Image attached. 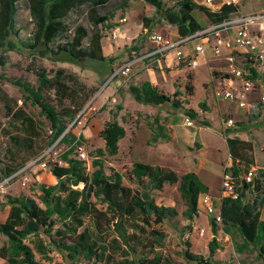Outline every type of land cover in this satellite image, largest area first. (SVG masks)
Here are the masks:
<instances>
[{"label": "trees", "instance_id": "1", "mask_svg": "<svg viewBox=\"0 0 264 264\" xmlns=\"http://www.w3.org/2000/svg\"><path fill=\"white\" fill-rule=\"evenodd\" d=\"M22 1L28 4L34 26L32 34L26 40H19L16 22L18 3ZM113 1L0 0V50L21 47L31 55L33 63L44 60L83 69H87V64L109 63L111 67L114 60L104 55V31L112 28L114 15L127 8L130 0H121L110 8ZM144 1L156 13L152 19L144 20L147 29L154 24L166 22L182 38L193 36L204 29L194 17L196 11L203 13L212 24H219L238 12L237 7L229 6L213 12L211 7L197 3L196 0H178L170 8L167 7L166 0ZM77 14H85L87 25L75 19ZM157 18L159 19L155 21ZM12 36L17 37L19 44L10 40ZM247 69L252 77L257 75L254 67L248 66ZM35 72L39 87L31 86L22 79L14 81L25 93V102L38 107L40 117H44L49 124L50 146L60 139V144L66 143L71 137L67 131L68 122L75 120L77 113L84 107V102L91 96L85 93L84 85L68 77L63 69L48 71L40 67ZM45 91L55 92L60 109L48 102ZM129 91L139 104L153 107L170 104L176 110L184 109L183 103L177 99L179 93L169 96L160 92L151 82H144L140 86L131 85ZM188 91L193 96L194 89L189 86ZM67 101L70 106L66 104ZM201 107L208 110L205 103ZM186 116L198 119V114L193 110L187 111ZM22 119L26 127V122L31 118L25 116ZM155 126L157 131L153 142L170 141L171 138L165 133L166 129L160 124L159 118L155 119ZM235 128H229L225 137L234 162V177L239 186L240 197L237 200L222 199L219 210L222 224L219 226L236 242L238 252H245L253 247L259 258L264 260V171L257 170L251 183L240 180L239 175L247 172L253 163L241 157L247 142L240 138H230L231 134L238 133L232 131ZM125 137L126 130L118 121L107 122L101 131L105 152L99 151V154L112 157L118 155L120 142ZM79 141L83 142V137ZM74 151L75 148L72 147L60 156L64 166H51L58 183L39 186L42 205L31 197L7 196L3 205L9 206L11 210L6 222L0 224V237L7 238V243L0 250V259L6 260L8 264H41L36 261V253L44 259H50V254L56 250L72 264H174L173 260L164 257L159 251L166 237L150 228L151 222L162 224L171 221L179 215L178 212L173 208L158 206L148 194L124 185L122 174L114 172L106 175L104 163L98 159L92 162L95 171L89 173L87 162L74 158ZM9 173L5 171L4 174L7 176ZM130 177L131 181L139 184L147 180L154 192H161L166 186L177 185L186 206L183 215L190 222L200 216L198 208L201 195L210 192L209 187L195 173L179 175L171 168L142 162L133 164ZM2 178L4 177L0 176V181ZM68 182H73L74 185L66 186ZM98 203L105 205V210L98 209ZM212 231L214 238L209 245L210 257L216 250L218 232V225L214 220ZM111 233H117L118 237ZM138 233L140 236L136 235ZM185 256L197 264H217L211 259L205 260L193 254L187 253Z\"/></svg>", "mask_w": 264, "mask_h": 264}, {"label": "rangeland", "instance_id": "2", "mask_svg": "<svg viewBox=\"0 0 264 264\" xmlns=\"http://www.w3.org/2000/svg\"><path fill=\"white\" fill-rule=\"evenodd\" d=\"M120 1L114 0L110 8ZM177 1L166 0L167 7L175 6ZM197 1L204 2V0ZM222 1L224 2V0H214V4ZM247 1L251 3L255 0ZM155 15L154 9L144 0H130L127 8L114 15L111 21L112 28L104 31L103 39L104 55L114 60L111 67L109 63L87 64V69L69 64H52L44 60L33 63L31 55L21 47L14 50L10 48L0 50V176L4 177L5 171L10 172L5 176L6 178L14 172L18 174L42 154L46 155L44 161L51 162L52 158L60 161V156L72 147L75 148L73 157L77 159L76 149L83 147L88 155L89 173L95 171L92 162L98 159L104 163L106 175H112L114 172L122 174L124 185L140 190L142 194H148L158 206L173 208L178 212L179 215L171 221L162 224L151 222L150 228L164 234L166 238L159 251L164 257L173 260L174 264H197L186 258L187 253L205 260L211 259L217 264H264V260L259 258L253 247L245 252H238L236 242L231 237L224 236L219 225L216 250L210 257L209 245L214 238L213 219L210 216L201 214L195 217L193 222L187 220L183 215L186 211L185 202L178 192L177 185L166 186L163 191L154 192L147 180L140 184L131 181V170L136 162L168 167L179 175L197 172L211 188L210 194L220 203L224 165L230 155L225 137V132L228 130L225 123L228 119L235 121L236 128L232 131L238 132L231 134L230 138H240L247 142L246 150L242 151L241 157L252 162L253 168L259 167L264 171V104H259L254 111H247L239 109L234 103L218 100L214 95V88L220 74L217 68L221 67L216 68V63L211 61L194 72L175 69L174 65L166 61L153 65L140 62L144 55L154 49L148 38L150 32H157L171 40L176 39L178 33L166 22L154 24L147 29L144 20L152 19ZM194 17L203 27L207 26L208 20L203 13L196 11ZM124 18L127 19V23L120 24L119 21ZM75 19L87 25L85 14H77ZM16 22L20 33L19 40H26L32 34L34 26L25 1L18 3ZM117 26L121 27V36L114 40L111 38V31ZM10 40L19 44L15 36ZM132 61H136V64L127 76L119 74L116 78L113 77L115 73H121V68ZM174 61L176 64L177 61ZM40 67L48 71L65 70L68 77L84 85L85 93L91 96L75 117L76 119L86 110L82 117L83 125H73L75 120L68 122V127H71L68 130L71 137L66 143L57 142L53 147L47 142V139L51 138L47 133L45 138L41 136V139L29 140L22 118L31 115L38 121L40 109L30 102H25V93L14 81L22 79L31 86L39 87L35 70ZM146 81L152 82L160 92L169 96L179 93L177 99L183 103L184 109L176 110L170 104L153 107L137 103L129 87L140 86ZM189 86L194 89L193 96L188 91ZM261 94V87H258L247 97L248 102L251 105L257 104ZM44 95L48 102L60 109L54 91H45ZM203 103L208 110L201 107ZM66 104L70 106L69 101ZM189 110L198 114V119L194 120V128H188L184 123L186 112ZM158 118L160 123L164 124L165 133L171 138L170 141L153 142L157 131L155 119ZM113 120L118 121L125 128L126 137L120 143L118 155L103 156L99 154V151L105 152L106 147L101 138V131L107 122ZM80 137H83V142L79 141ZM34 146L39 149L37 158L25 160ZM38 167L25 171L15 179L24 180L26 175L37 170ZM44 184L48 183L44 182ZM70 185L74 183H66V186ZM78 187L83 186L78 185ZM40 195L39 186H34L32 196L42 205ZM6 201L7 198L0 203V216L1 207ZM105 208V205L98 203V209L105 210ZM139 223L142 224L141 221ZM136 235L140 236L139 233ZM112 236L118 237V234L114 233ZM6 243L7 238L1 236L0 250ZM27 243L30 244L29 241ZM35 257L41 264H72L56 250L52 251L50 259H44L37 253ZM0 264H8V262L1 258Z\"/></svg>", "mask_w": 264, "mask_h": 264}, {"label": "built area", "instance_id": "3", "mask_svg": "<svg viewBox=\"0 0 264 264\" xmlns=\"http://www.w3.org/2000/svg\"><path fill=\"white\" fill-rule=\"evenodd\" d=\"M213 1L205 0L208 5H211ZM242 1L224 0L222 7L238 8ZM119 23L125 24L127 19H121ZM120 28V26H117L111 31L112 39L116 40L121 36ZM148 38L154 45V49L146 54L144 60L163 62L167 60L168 56L173 55L178 66L189 71H195L200 67L202 58L221 59L224 61V66L219 71V77L216 79L215 97L218 100L234 103L239 109L253 111L257 108V104L251 105L247 97L253 94L258 87H261L262 94L258 103L264 104V10L253 14H242L238 11L219 24H214L187 38L178 36L176 39L171 40L157 32H150ZM135 64L136 61H132L124 65L120 70L121 73H115L113 77L116 78L119 74L127 76ZM248 66L254 67L257 71L255 77H252L248 71ZM85 111L75 119L73 125H83L82 117L86 113ZM184 123L188 128L195 127L194 120L188 116L185 117ZM225 125L228 129L233 128L235 121L228 119ZM76 152L78 160L88 162V155L83 147H78ZM45 157L46 155H41L9 180L0 182V202L7 195L8 182L19 175H23L25 171L32 170L37 166H39L38 170H47L55 164L64 166L61 160L56 161L52 158L51 162H48V160L44 161ZM233 170L234 162L229 155V160L225 163L223 171L222 199L232 198L237 200L240 197L239 186L235 181ZM256 175L257 169L251 167L247 172L241 173L239 177L240 180L251 183ZM24 182L23 185L25 186L28 183L27 177L24 178ZM198 210L200 215L210 216L217 225L222 224L221 213L215 206L211 194L201 195Z\"/></svg>", "mask_w": 264, "mask_h": 264}, {"label": "crops", "instance_id": "4", "mask_svg": "<svg viewBox=\"0 0 264 264\" xmlns=\"http://www.w3.org/2000/svg\"><path fill=\"white\" fill-rule=\"evenodd\" d=\"M247 0H243L240 4H239V6H238V11L240 12V13H242V14H253V13H256V12H260L261 10H264V0H255V1H253V2H246ZM196 2L197 3H200V4H204V5H206V6H208V7H211V10L213 11V12H219L220 10H221V8H222V6H223V1L221 2V3H219V4H214V1H213V3L211 4V5H208V4H206V2H205V0H204V2L202 1V2H200V1H197L196 0ZM207 20H208V18H207ZM209 21V20H208ZM207 21V26L206 27H203V25H202V27L205 29V28H208V27H211V26H213L214 24H212L210 21V24H208L209 22ZM121 29V28H120ZM179 35H178V33L176 34V36L175 37H178ZM146 55H144L143 57H142V61H140V62H148V63H151L152 65L153 64H162L163 62H159V61H157V60H148V59H146V60H144V57H145ZM175 59H174V56L173 55H170V56H168L167 57V60H166V62L167 63H170V64H172V65H174V68L175 69H178V70H181V71H187L185 68H183V67H180V66H178L177 65V63L176 64H174L175 63V61H174ZM209 61H211L212 63H216V68L217 67H221L222 69H223V66H224V61L223 60H221V59H213V58H202V63H201V65H200V67L201 66H203L204 64H207V63H210ZM169 67H172L171 65H168ZM199 67V68H200ZM198 68V69H199ZM221 68H217L218 70H221ZM198 69H196V70H198ZM195 70V71H196ZM194 72V71H193ZM146 82H150V81H146ZM152 83V82H151ZM153 85V84H152ZM154 86V85H153ZM155 87V86H154ZM30 118L32 119H30V121L28 122H26V129L28 130V135H29V140H33V141H35V139L36 138H39V139H41L42 137L43 138H45V134L47 133V135H49V134H51L50 133V130H49V124L46 122V120L44 119V117H40V115L38 114V118H39V120L37 121V119L36 118H34L33 116H31L30 115ZM161 124V123H160ZM163 127H164V124H161ZM165 128V127H164ZM166 129V128H165ZM42 136V137H41ZM50 140H51V138L49 139H47V142H48V144L50 143ZM122 142V141H121ZM120 142V143H121ZM31 146V145H30ZM42 146L43 145H41V148H42ZM36 149H35V148ZM34 147H32V149H31V153L30 154H28L27 155V157H25V160L27 159V160H30V159H33V158H37V155L39 154V149H37V147L36 146H34ZM228 147V146H227ZM40 148V149H41ZM43 155V154H42ZM38 157H40V156H38ZM154 166H159V165H154ZM161 167H163V166H161ZM255 169H257V170H260L261 168H259V167H256ZM193 173H195V174H197L198 176H199V173H197V172H193ZM1 175V174H0ZM16 175V173L14 174V176ZM12 177H13V175H12ZM12 177H10V178H12ZM26 177H27V181H28V183L24 186L23 185V182H24V180H16V179H12L11 181H9L8 182V192H7V195L5 196V198H7V196H11V197H19V196H27V197H31V198H33V196H32V190H33V188H34V186H41V185H46V186H52V185H55V184H57L58 183V180H57V178L53 175V173H52V171H51V168H49V169H47V170H34L31 174H28V175H26ZM200 177V176H199ZM4 178H6L5 176H4ZM9 177L8 178H6V180H1L0 182H3V181H7V180H9L10 179ZM200 179L202 180V182L206 185V186H208L209 187V185L207 184V182H205V179H203V178H201L200 177ZM25 182H26V180H25ZM24 182V183H25ZM44 182H47L48 184H44ZM51 185H50V184ZM19 185H20V187L21 188H19ZM209 189H210V192H209V194L211 193V188L209 187ZM213 197V196H212ZM4 198V199H5ZM213 200H214V204H215V206L217 207V209L218 210H220V207H221V202H222V199H221V202L220 203H218L217 202V199H215L214 197H213ZM4 200H2L0 203H2ZM1 210H2V214H1V216H0V219H3L2 221H0V224H2V223H5L6 222V220L8 219V217H9V214H10V207L9 206H6V205H3L2 207H1ZM205 216H207L206 214H204ZM263 216H264V209H263V212H262V220H263ZM208 217V216H207ZM264 221V220H263ZM219 233V232H218ZM221 233H223V235L224 236H227V237H230V236H228V235H226L224 232H223V230H221ZM6 238V237H5Z\"/></svg>", "mask_w": 264, "mask_h": 264}, {"label": "water", "instance_id": "5", "mask_svg": "<svg viewBox=\"0 0 264 264\" xmlns=\"http://www.w3.org/2000/svg\"><path fill=\"white\" fill-rule=\"evenodd\" d=\"M60 140H61V139H60ZM60 140H59V141H60ZM59 141H58V142H59Z\"/></svg>", "mask_w": 264, "mask_h": 264}]
</instances>
